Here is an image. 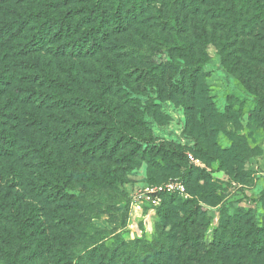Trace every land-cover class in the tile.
<instances>
[{"label":"trees","instance_id":"trees-1","mask_svg":"<svg viewBox=\"0 0 264 264\" xmlns=\"http://www.w3.org/2000/svg\"><path fill=\"white\" fill-rule=\"evenodd\" d=\"M14 1L0 0V264L182 260L167 245L177 238L176 231L160 235L150 246L120 234L96 239L104 229L93 220L112 209L113 198L122 195L119 184L125 182L123 169H113V160L124 155L123 162L138 165L146 161L144 144H154L152 135L144 139L140 133V126L147 125L144 119L128 114V120L121 108L137 109L141 103L133 94L159 81L173 97L178 84L173 77L180 66L196 60L195 75L203 70L207 43L217 48L225 65L235 55L233 70L248 75L256 65L264 71V4L142 0L131 13L136 19L141 7L145 24L146 56L137 58L127 53L128 35L136 43L139 39L132 35L134 19L126 0H17L21 11L12 6ZM34 2H41V8H26ZM161 51L170 60L156 62L155 53ZM116 56L127 70L142 65L146 85L141 90L122 76ZM87 60L107 61L121 86L98 91L71 86L81 81L76 64ZM260 77L261 83L247 80L249 93L264 88V75ZM192 80L191 93L198 87L196 77ZM258 113L264 119V108ZM136 166L129 164L126 171ZM192 217L182 219L180 228ZM239 226L241 238L214 234L203 256L189 253L182 264L203 258L210 259L208 264H264V227L253 231Z\"/></svg>","mask_w":264,"mask_h":264},{"label":"rangeland","instance_id":"rangeland-1","mask_svg":"<svg viewBox=\"0 0 264 264\" xmlns=\"http://www.w3.org/2000/svg\"><path fill=\"white\" fill-rule=\"evenodd\" d=\"M126 1L130 3H125L126 11L131 15L142 0ZM259 2L264 4V0ZM12 6L16 11L23 8L17 0ZM26 8L40 9L41 2L31 3ZM141 11L139 7L136 19L129 15L134 19L132 35L139 43L128 35L131 47L127 53L137 58L146 56ZM205 53L204 67L198 76L195 75L196 60L190 61V65L182 62L185 66H180L173 77L178 83L173 97L161 81L143 92L141 88L146 85V78L142 65L127 70L126 63L116 56V60L122 62V76L143 92L133 94L135 101L142 105L137 109L121 108V111L128 120L130 114L143 118L147 125L140 126V133L144 139L152 135L154 144H144L146 161L138 165L133 160L123 162L124 155L113 160V169H123L125 182L119 184L122 195L113 198L112 209L93 220L98 228L104 229L96 239L120 234L127 241H146L150 246L160 235L165 237L176 231L177 238L167 245L174 246V251L181 254L186 263L189 253L200 251L203 256L205 247L217 237L214 234L228 232L240 237L241 224L245 229L249 227L248 230L263 229L264 119L258 112L264 108V88H255L249 93L245 84L247 80L261 83L260 75H264V71L256 65L248 69V75L243 69L233 70L230 63L235 62V55H231L225 65L212 43H207ZM153 59L156 62L170 60L166 51L155 53ZM75 67L80 68L81 81L71 86L78 90L98 91L121 86L105 60H87L83 66L76 64ZM195 77L198 87L191 93L188 86ZM158 86L163 88L160 90ZM134 163L137 166L126 171L129 164ZM168 185L173 187L168 189ZM189 215L193 216L189 225L180 228V221L188 219ZM182 260L174 264H182ZM201 262L211 261L203 258L188 264Z\"/></svg>","mask_w":264,"mask_h":264},{"label":"built area","instance_id":"built-area-1","mask_svg":"<svg viewBox=\"0 0 264 264\" xmlns=\"http://www.w3.org/2000/svg\"><path fill=\"white\" fill-rule=\"evenodd\" d=\"M172 187H173V185H168V186H167L168 189H171ZM149 197H150V196H149ZM156 201H157V199H154V202H156Z\"/></svg>","mask_w":264,"mask_h":264}]
</instances>
